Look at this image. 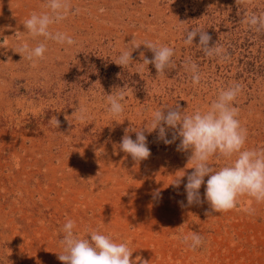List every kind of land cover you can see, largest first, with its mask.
I'll list each match as a JSON object with an SVG mask.
<instances>
[{
  "label": "rangeland",
  "instance_id": "rangeland-1",
  "mask_svg": "<svg viewBox=\"0 0 264 264\" xmlns=\"http://www.w3.org/2000/svg\"><path fill=\"white\" fill-rule=\"evenodd\" d=\"M68 3L66 19L51 30L76 43L47 41L44 59L33 63L18 49L36 46L23 24L47 11L45 0H0V264H63L59 241L69 219L81 237L98 230L127 242L136 264H264V202L240 196L223 213L188 205L190 151L177 149L179 138L165 144L147 130L154 111H204L235 82L243 86L233 104L247 129L244 147L264 151V30L247 24L249 15H264V0ZM192 29L209 34L227 59L207 56L198 35L186 44ZM145 42L174 50L165 75L141 68L153 56ZM125 50L132 62L122 67L115 62ZM188 62L198 66L199 85ZM121 88L124 111L110 116L107 95ZM140 128L151 155L137 163L119 145ZM229 162L208 163L215 171ZM184 172L181 185H171ZM200 193L203 200L204 185ZM192 233L204 241L196 250L180 239Z\"/></svg>",
  "mask_w": 264,
  "mask_h": 264
},
{
  "label": "clouds",
  "instance_id": "clouds-1",
  "mask_svg": "<svg viewBox=\"0 0 264 264\" xmlns=\"http://www.w3.org/2000/svg\"><path fill=\"white\" fill-rule=\"evenodd\" d=\"M45 7L47 11L32 12L23 24L28 36L37 43L35 47H29L25 43L18 52L23 53L25 58L33 63L44 59L47 41L66 43L69 46L76 43L65 33L51 30L52 25L59 24L69 14L68 0H45ZM247 24L256 31L264 30V15H249ZM197 35L199 36L197 45L207 56L227 59V53L222 47H217L216 43L210 46L212 37L204 30H186L184 42L192 45ZM41 37L43 41H40ZM143 45L152 51L153 56L151 58L145 56L141 68L151 64L157 74L165 75V70L172 64L174 50L169 46H157L151 42H145ZM131 52L132 50L123 51L115 64L122 67L130 66ZM141 55L143 56V53ZM185 68L192 73V83L199 85L201 76L198 66L188 62ZM242 88L240 83L234 82L222 89L206 110H197L191 115L185 114L179 105L156 110L152 114L150 129L147 130L149 132L158 130V137L165 144H171L179 138L177 149L191 153L189 161L192 163L190 169L193 171L187 175L184 172L171 183L179 187L183 182L182 178L186 175L184 190L188 205L207 203L211 212L223 213L234 209L240 196H247L256 203L264 202V151L244 147L248 135L247 129L242 127L237 118L239 110L233 104ZM124 99V88L115 94L107 95L106 107L110 116H120L123 113ZM79 112V118L83 120L86 110L80 108ZM54 124L56 128L59 126L56 118ZM169 129L172 130L171 139L167 138ZM135 132V140L125 135L119 148L133 161L139 163L150 157L151 150L144 130L140 128ZM213 157L230 162L214 171L208 163ZM205 177H207L206 181ZM202 185H204L203 200L200 193ZM159 195L156 193L157 197ZM247 211L251 213L252 209L249 208ZM74 228L75 222L69 219L61 229L63 237L59 243L63 251L57 258L63 264H136V260L130 259L132 251L127 242L116 243L110 235L101 234L98 230L91 231L87 237H81L74 232ZM180 239L191 250H196L204 242L197 233L182 236Z\"/></svg>",
  "mask_w": 264,
  "mask_h": 264
}]
</instances>
